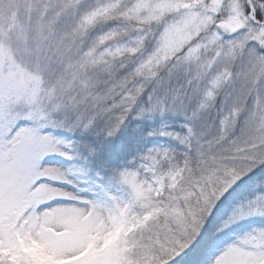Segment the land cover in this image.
Returning a JSON list of instances; mask_svg holds the SVG:
<instances>
[{
  "label": "snow or ice",
  "instance_id": "1",
  "mask_svg": "<svg viewBox=\"0 0 264 264\" xmlns=\"http://www.w3.org/2000/svg\"><path fill=\"white\" fill-rule=\"evenodd\" d=\"M0 264H264V0H0Z\"/></svg>",
  "mask_w": 264,
  "mask_h": 264
},
{
  "label": "rangeland",
  "instance_id": "2",
  "mask_svg": "<svg viewBox=\"0 0 264 264\" xmlns=\"http://www.w3.org/2000/svg\"><path fill=\"white\" fill-rule=\"evenodd\" d=\"M100 2H104V0H100ZM113 192H115V193H116V195H118V196H123V195H124V193H122V192H119V191H117L116 189H115V190H113Z\"/></svg>",
  "mask_w": 264,
  "mask_h": 264
},
{
  "label": "trees",
  "instance_id": "3",
  "mask_svg": "<svg viewBox=\"0 0 264 264\" xmlns=\"http://www.w3.org/2000/svg\"><path fill=\"white\" fill-rule=\"evenodd\" d=\"M116 188L114 187L113 190H115Z\"/></svg>",
  "mask_w": 264,
  "mask_h": 264
}]
</instances>
